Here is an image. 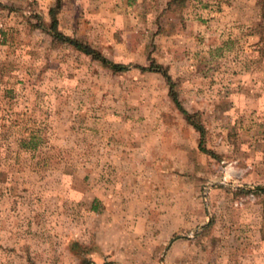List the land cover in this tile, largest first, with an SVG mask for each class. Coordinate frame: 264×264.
I'll return each instance as SVG.
<instances>
[{"label":"rangeland","instance_id":"1","mask_svg":"<svg viewBox=\"0 0 264 264\" xmlns=\"http://www.w3.org/2000/svg\"><path fill=\"white\" fill-rule=\"evenodd\" d=\"M57 1L0 0V264H264V0Z\"/></svg>","mask_w":264,"mask_h":264},{"label":"trees","instance_id":"2","mask_svg":"<svg viewBox=\"0 0 264 264\" xmlns=\"http://www.w3.org/2000/svg\"><path fill=\"white\" fill-rule=\"evenodd\" d=\"M59 0L57 1V7L59 5ZM54 10L55 9H50L49 13L51 15V22H50V28L53 31V36L57 39H59L62 42H66L68 44H70L72 47H74L76 50H78L79 52L84 53L85 55H89L91 56L93 59L99 60L103 65L108 66L109 68H111L114 72H121V71H125L127 69L126 65L120 64V63H115L112 62L108 59H106L105 57H103L100 52H98L97 50H95L94 48H92L89 44L87 43H83L81 41H78L77 39L71 38L69 36H66L62 33H60L57 28H56V18L54 15ZM157 69L156 71H158V67L157 66H153V67H149L146 68L144 66H141L140 69L141 70H151V69ZM162 75L165 78L167 84L170 87V98L172 100V102L175 104V106L177 107L178 110H180V112L183 114L184 119L193 127V129L197 132L198 134V141H199V145H202L203 141H204V137H205V127L200 119V116L198 113H189L185 108H183L182 104L180 103L177 94L172 91V86H173V82L171 79V76L169 75V73L165 70L162 71ZM202 147V146H201ZM204 149V148H202ZM255 190H257L258 192H264V186H257L255 188ZM31 264H35V263H31ZM119 264V263H118Z\"/></svg>","mask_w":264,"mask_h":264}]
</instances>
